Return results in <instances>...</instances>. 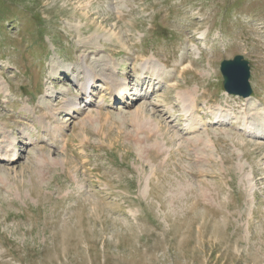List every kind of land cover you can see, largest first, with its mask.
Returning a JSON list of instances; mask_svg holds the SVG:
<instances>
[{"label":"rangeland","instance_id":"374dc122","mask_svg":"<svg viewBox=\"0 0 264 264\" xmlns=\"http://www.w3.org/2000/svg\"><path fill=\"white\" fill-rule=\"evenodd\" d=\"M82 54L130 92L111 100L97 79L84 102ZM238 54L247 97L223 87ZM151 56L163 82L138 78ZM75 96V114L51 115ZM221 107L238 120L216 123ZM259 110L264 0H0V135L17 149L0 158V264H264V134L242 129Z\"/></svg>","mask_w":264,"mask_h":264},{"label":"bare ground","instance_id":"6f19581e","mask_svg":"<svg viewBox=\"0 0 264 264\" xmlns=\"http://www.w3.org/2000/svg\"><path fill=\"white\" fill-rule=\"evenodd\" d=\"M79 69H80V78L78 79L77 83L80 89V93L82 95L84 94L86 97L84 102L88 104L90 102V95L88 94L89 91L91 92V89L96 84L95 81L97 79H100V81L103 82L104 88L106 90H109L111 93V100L112 99H120L123 98L125 95H127L130 92V86L128 84L127 78H118L116 74V69L112 66L111 69H107L106 67H98L96 64L98 62H92L89 61V57L85 54H82L79 58ZM102 66V65H101ZM148 72V78L150 81L156 82H163V71H164V65L155 57L151 56L146 60V62L143 64V71L142 75L139 73L138 78H145V73ZM137 78V79H138ZM141 79H138V81ZM150 89V88H149ZM89 90V91H88ZM53 90L48 91L47 96L51 97L53 94ZM137 94V93H136ZM103 95V94H102ZM100 96V101L98 103V113L100 112L101 107H104V98ZM138 100V97H137ZM196 98L190 97L189 98V108H186V112L191 114L190 122L187 125L188 130L196 131L198 130V125L201 123L200 117L195 115V108H196ZM252 102V101H251ZM63 105L60 108L54 107L53 105H49V111L51 115L53 114L56 116V113L62 109L66 110L67 115H73L77 111V107L81 106L79 102V99L77 96H75L73 99L66 97V100L63 101ZM256 105L254 102H252V108H255ZM139 109V108H138ZM138 109H136L135 112H138ZM145 108H143L144 110ZM260 114H264L263 110H259ZM43 114V113H42ZM37 115V121L40 125L45 127H48L47 121L45 119L44 114L43 115ZM216 114V120L215 122H231L230 120L233 118L236 122L238 120V117L234 112H232L229 109L226 108H219V110L215 113ZM145 117V116H144ZM262 117V116H261ZM260 117V118H261ZM144 123L145 126H147L151 132L155 133V136H158V139L156 141V145L159 149H166V140L164 137V133L162 132V127L160 123L157 120H154L152 117H145ZM263 118V117H262ZM261 118V119H262ZM49 119V118H48ZM260 119V120H261ZM198 121L197 123H194L195 121ZM262 122H256L253 124V122H250L248 120V116L244 117L243 120V127L242 129L245 130V133H248V135H262L264 134V120H261ZM50 125V124H49ZM66 124L64 123L62 128H66ZM47 129V128H46ZM3 136L0 135V158L5 160H14L17 155V149H16V139L9 136V132L7 133L6 127H2ZM148 137V136H147ZM209 141V140H208ZM211 143V142H210ZM240 152H242L240 150ZM248 162H241L240 166H246ZM250 164V163H249ZM2 174V172H1ZM4 174V173H3ZM248 179H251L253 177L252 173L247 174ZM147 189V186L145 187V190ZM251 200L254 198V187L253 184L250 182V192H249ZM254 201V200H253Z\"/></svg>","mask_w":264,"mask_h":264},{"label":"water","instance_id":"95a60500","mask_svg":"<svg viewBox=\"0 0 264 264\" xmlns=\"http://www.w3.org/2000/svg\"><path fill=\"white\" fill-rule=\"evenodd\" d=\"M224 77L223 87L231 94L250 96L252 87L250 83L251 66L244 55L238 54L233 59H225L220 65Z\"/></svg>","mask_w":264,"mask_h":264}]
</instances>
